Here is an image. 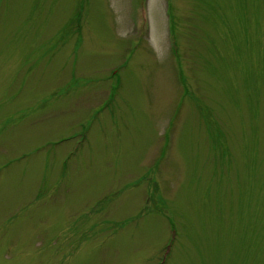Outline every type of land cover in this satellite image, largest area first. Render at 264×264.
I'll use <instances>...</instances> for the list:
<instances>
[{"label": "rangeland", "instance_id": "obj_1", "mask_svg": "<svg viewBox=\"0 0 264 264\" xmlns=\"http://www.w3.org/2000/svg\"><path fill=\"white\" fill-rule=\"evenodd\" d=\"M144 3L0 0V264H264V0Z\"/></svg>", "mask_w": 264, "mask_h": 264}, {"label": "trees", "instance_id": "obj_2", "mask_svg": "<svg viewBox=\"0 0 264 264\" xmlns=\"http://www.w3.org/2000/svg\"><path fill=\"white\" fill-rule=\"evenodd\" d=\"M206 7L207 8H205V10H209V6L208 5H206ZM214 14H212L211 12H209L208 11V14L207 13H204V16H205V21H206V23L205 24H203V27H208V26H210L213 22L211 21L212 20V16H213ZM74 22H75V19H71V22H70V26L73 28L74 27ZM196 24V23H195ZM195 24H194V26H195ZM73 25V26H72ZM197 25V24H196ZM189 30H191L192 32V34L191 35H189V39H194V38H196V39H198V41H200V42H202V43H205L206 42V40H208V42H209V44H211L212 43V40L210 39V38H207V33H209L208 31H206V40H205V36H204V33H201V34H197V32H196V29L195 28H193L192 27V29H189ZM194 32V33H193ZM213 44V43H212ZM215 47V46H214ZM212 53L215 55V48H213V51H212ZM206 61L208 62V60L206 59ZM210 65V69H212V70H216L217 68L216 67H214V66H212L211 64H209ZM184 81H185V77H184ZM186 82V81H185ZM188 92H187V90L185 89V91H184V95H186ZM202 125V124H201ZM203 126V125H202ZM215 145H216V148H217V158L215 159V166L214 167H218V164L220 163V162H229V161H227V158L229 157V158H231V156H230V152H229V147H228V145L226 144V141H225V135L224 134H221V135H219L218 136V138H216V140H215Z\"/></svg>", "mask_w": 264, "mask_h": 264}]
</instances>
